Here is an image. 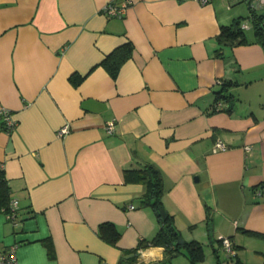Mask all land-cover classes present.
<instances>
[{
    "label": "crops",
    "instance_id": "1",
    "mask_svg": "<svg viewBox=\"0 0 264 264\" xmlns=\"http://www.w3.org/2000/svg\"><path fill=\"white\" fill-rule=\"evenodd\" d=\"M110 1L123 0H0V166L20 215L0 211V250L17 264H116L159 227L138 206L143 184L122 173L149 161L181 237L203 245L199 264H264V45L251 24L247 42L213 54L221 25L251 21L248 4L130 0L118 16L103 12ZM128 41L133 53L113 77L102 60ZM225 79L232 101L214 110ZM218 139L226 146L214 151ZM103 221L121 231L115 244L99 236ZM163 257L150 246L139 260Z\"/></svg>",
    "mask_w": 264,
    "mask_h": 264
},
{
    "label": "trees",
    "instance_id": "2",
    "mask_svg": "<svg viewBox=\"0 0 264 264\" xmlns=\"http://www.w3.org/2000/svg\"><path fill=\"white\" fill-rule=\"evenodd\" d=\"M249 7V6H248ZM250 9V8H249ZM251 24L254 27V33L257 40L264 45V12L251 11ZM244 18H235L230 23L220 26L216 35L218 43L213 54L220 56L224 46L247 42L245 29L240 27V22ZM133 53V45L130 41L125 42L110 53L102 60V64L108 72L114 77L121 64L127 60ZM83 77L79 74H72L71 80L77 84ZM220 87L215 91L214 110L223 109L222 102L232 101L233 95L229 91L230 80L219 81ZM125 181H137L143 184V192L137 197L138 206L150 207L159 223L157 231L151 237H141L135 246L124 248L116 264H175L172 260L179 253H183L189 260V264H199L205 258L203 245L196 239L185 240L181 237L180 230L177 228L174 215L166 211V216L159 213V207H163V195L166 191L163 174L160 168L149 161L139 162L135 167H129L122 170ZM264 187V183L261 184ZM12 190L8 179L5 176L4 169L0 166V211L5 214H11V219H20L18 208L13 210L10 203ZM165 209V208H164ZM26 216V215H25ZM98 234L105 241L115 244L121 235L119 228L111 221H103L98 225ZM49 248L50 255L53 248L50 241H45ZM150 246L163 247L164 257L158 261L143 262L139 260L140 251ZM99 264H105L100 262Z\"/></svg>",
    "mask_w": 264,
    "mask_h": 264
},
{
    "label": "built area",
    "instance_id": "3",
    "mask_svg": "<svg viewBox=\"0 0 264 264\" xmlns=\"http://www.w3.org/2000/svg\"><path fill=\"white\" fill-rule=\"evenodd\" d=\"M203 2L206 0H202ZM246 1V3L248 4L249 8L251 11H262L264 12V0H244ZM130 0H123L121 2H116V1H110L108 2L104 7H103V12L108 14V15H118L121 16L124 12V10L126 9V7L129 5ZM262 24H264V20H262ZM240 27L242 29H248L251 27V21L249 19H243L240 22ZM4 116V120H5V125L7 126V129H11L14 124L15 121L11 118L9 112L6 109H2L1 110ZM107 129L109 131H112L114 128V121L110 120L107 122L106 124ZM68 131V125L65 124L63 125L58 133L59 134H63L66 133ZM225 143L218 139L215 141L214 146H213V150H218V149H224L225 148ZM247 148L249 149V147L247 146ZM11 207L13 210L18 208V201L16 199H12L11 203H10ZM134 205L131 204L129 205V208H133ZM8 217L11 216V214H7ZM14 217V216H11ZM221 243H222V248L224 250V252L226 253V255L228 257L232 256L235 254V247L233 246L230 238L226 237V236H222L221 237ZM0 264H17L16 261V257L14 254V250L10 249L9 251H5V250H0Z\"/></svg>",
    "mask_w": 264,
    "mask_h": 264
},
{
    "label": "rangeland",
    "instance_id": "4",
    "mask_svg": "<svg viewBox=\"0 0 264 264\" xmlns=\"http://www.w3.org/2000/svg\"><path fill=\"white\" fill-rule=\"evenodd\" d=\"M245 95L252 99L253 104H256V102H257V100H256L257 99V93L252 88L248 89L245 92ZM220 258L222 260L225 259V253L223 251H221V253H220ZM178 260L181 261V262H183V263H186L187 262L185 259H181V258H179ZM178 260L176 259L173 262L174 263H177V264H183V263L179 262Z\"/></svg>",
    "mask_w": 264,
    "mask_h": 264
},
{
    "label": "water",
    "instance_id": "5",
    "mask_svg": "<svg viewBox=\"0 0 264 264\" xmlns=\"http://www.w3.org/2000/svg\"><path fill=\"white\" fill-rule=\"evenodd\" d=\"M159 213L164 217L166 216V210L163 207H159Z\"/></svg>",
    "mask_w": 264,
    "mask_h": 264
}]
</instances>
